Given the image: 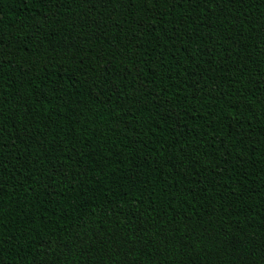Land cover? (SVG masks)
Masks as SVG:
<instances>
[{
  "label": "trees",
  "instance_id": "obj_1",
  "mask_svg": "<svg viewBox=\"0 0 264 264\" xmlns=\"http://www.w3.org/2000/svg\"><path fill=\"white\" fill-rule=\"evenodd\" d=\"M0 264H264V0H0Z\"/></svg>",
  "mask_w": 264,
  "mask_h": 264
}]
</instances>
